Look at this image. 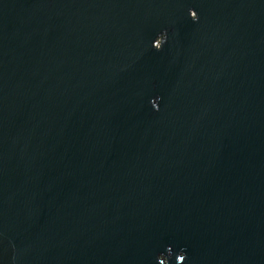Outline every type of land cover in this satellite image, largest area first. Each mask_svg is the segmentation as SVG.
Masks as SVG:
<instances>
[{"label": "water", "instance_id": "water-1", "mask_svg": "<svg viewBox=\"0 0 264 264\" xmlns=\"http://www.w3.org/2000/svg\"><path fill=\"white\" fill-rule=\"evenodd\" d=\"M0 264H264V0H0Z\"/></svg>", "mask_w": 264, "mask_h": 264}, {"label": "clouds", "instance_id": "clouds-1", "mask_svg": "<svg viewBox=\"0 0 264 264\" xmlns=\"http://www.w3.org/2000/svg\"><path fill=\"white\" fill-rule=\"evenodd\" d=\"M188 13H189L188 15H189L190 19H191L193 22H195V21L198 20V15H197V12H196V11L190 9ZM160 35L163 36V40H162V44H161L159 47L155 48V50H157V51L161 50L163 43L166 41V34H165V33H161ZM158 99H159V97H157V98L155 99V101H154V103H153V105H152L153 108H156V107H157V100H158Z\"/></svg>", "mask_w": 264, "mask_h": 264}]
</instances>
